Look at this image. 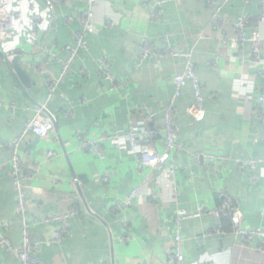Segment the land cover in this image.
Listing matches in <instances>:
<instances>
[{"label":"crops","instance_id":"1","mask_svg":"<svg viewBox=\"0 0 264 264\" xmlns=\"http://www.w3.org/2000/svg\"><path fill=\"white\" fill-rule=\"evenodd\" d=\"M155 1L98 0L87 48L77 53L71 72L48 103L47 79L59 75L68 56L66 46L75 45L74 37L81 31L78 16L89 11L88 0H67L54 9L53 0H10L8 10L20 16L13 21V39L0 41V145L12 142L25 122L38 115L37 109L46 106L41 117L55 119L54 135L43 139L30 136L23 148V172L34 173L26 181L28 218L43 220L65 214L73 206L80 213L70 221L72 236L60 243L51 240L53 227L39 225L32 230V240L43 243L37 253L39 264L164 261L172 249L177 212L214 210L226 199L239 210L243 228L264 227V123L255 113L256 102L245 99L238 87V81L246 78L244 92L257 97L264 86V48L254 55L252 44L240 50L219 46L205 0L168 2L163 19L153 22L145 4L153 7ZM216 1L224 5L231 20L227 35L233 36L234 21L246 16L248 33L257 31L264 41L261 0ZM35 14L46 28L36 47L30 44ZM203 32L208 37L198 39ZM145 40L161 48L191 52L206 96V119L200 123L187 114L193 101L191 85L182 90L176 103L182 150L174 153L165 167V172L174 169L175 190L157 171L138 173L136 156L126 138L117 145H105L102 157L78 149L77 134L90 139L127 134L134 122L139 129L151 130L153 147L163 150V112L175 92L173 78L184 72L186 60H143ZM13 53L19 54L17 66L6 60ZM102 60L109 63L114 82L100 73ZM40 66L42 74L36 71ZM149 112H156L157 117L145 125L142 119ZM50 150L58 157L47 162ZM200 152L253 159L259 161V167L251 174L230 160L214 168L199 162ZM11 154L8 148L0 154V230L14 252L0 249V264H20L17 253L22 236ZM148 175L153 181L145 190L146 200L126 211L112 212V207ZM76 180L80 186L74 185ZM216 222L211 214L184 222L185 264H264L257 241L245 245L235 235L230 219L223 224L222 234L210 235Z\"/></svg>","mask_w":264,"mask_h":264},{"label":"built area","instance_id":"2","mask_svg":"<svg viewBox=\"0 0 264 264\" xmlns=\"http://www.w3.org/2000/svg\"><path fill=\"white\" fill-rule=\"evenodd\" d=\"M67 0H53L51 9H54L56 4L65 2ZM179 0H157L153 7H149V4H145V7L149 10V19L153 22H159L163 19V8L168 2ZM211 13H212V25L217 28L219 37V46L229 47L231 49L240 50L247 44H252L254 48V55L261 52L264 48V41L259 37L257 31L248 33L249 17L242 16L237 18L234 23V35H227V26L229 24L230 17L224 13V5L219 4L216 0H205ZM229 1V0H227ZM248 1V0H246ZM262 1V9L264 10V0ZM98 4V0H88L90 7L89 11L79 14L78 21L81 26V31L74 37V46H66L67 58L62 63V69L59 75L55 78H48L49 84V98L48 103L53 100L57 94V90L64 83L67 76L71 72L74 63L76 61L77 53L81 49L87 48V36L94 31V9ZM10 0H0V41L11 40L14 37L13 21L15 18H19V14L16 12H10L8 7ZM264 22V12L261 15ZM32 39L30 44L34 47L39 46L41 37L46 33V28L43 25L40 15L35 14L32 17ZM208 33L203 32L197 35L198 39H206ZM55 56V54H53ZM52 57V54H50ZM16 54H10L8 56L9 61H13ZM49 57V60H51ZM163 57H182L186 60V67L182 74H178L173 78L175 86V92L170 100L168 107L163 112L162 128L161 132L164 136V146L162 151H158L153 147V132L149 129H139L137 125L132 122L127 134L115 133V134H103L98 139H90L82 134H77V141L79 143V150L86 151L95 157H102L104 155V147L107 144L117 145L123 138H126L130 150L137 161V171L141 175H145L148 169L151 171H157L160 177L170 180L172 188L175 190L174 182V169L165 172V167L170 163L174 153L182 150L180 144L181 127L177 122V100L181 96L182 90L191 85L193 90V101L187 108L188 116L197 123L203 122L206 119V96L203 93V85L198 75L193 54L191 52H179L169 47L161 48L154 45L151 41L145 40L143 44V50L141 59L148 58H163ZM39 73H44L42 66L36 68ZM100 73L104 76L105 80L114 82L115 78L110 73V65L106 60L101 61ZM247 79L243 78L238 81V87L244 98L249 101H255V113L262 118L264 123V86L261 87L259 93L256 96L245 93ZM2 86L0 85V107L3 106L1 99ZM46 106H40L37 109L38 115L25 122L22 131L18 136L14 138L12 142L7 145H0V154L4 148H8L11 151V176L13 186L16 192V205L17 215L20 222V230L22 236L21 248L18 250L17 256L20 264H39L37 260V253L41 249L43 243L35 242L32 240V230L39 226L44 225L53 227L51 234V240L53 243H60L65 238L72 236L70 230V221L79 217V210L73 206L65 214H52L43 220L28 218V196L26 192V181L33 178L34 173L29 171L23 172V148L28 142L30 136H35L39 139L49 138L54 135L56 126L52 118H43L41 114L46 112ZM157 117L156 112H149L144 115L142 121L145 125L154 121ZM56 140V138H54ZM58 157L56 151L50 150L47 153L46 160L51 162ZM197 158L200 163L211 164L216 168V165L220 162L232 160L242 170H247L251 174L255 173L259 167V161L253 159H233L226 156H217L208 154L206 152H200L197 154ZM159 177V178H160ZM253 177V176H252ZM108 182L109 178L103 179ZM153 181L152 176L148 175L144 177L141 184L136 186L129 196L120 200L118 204L114 205L111 209L115 211H126L132 208L136 202H142L146 188ZM74 185L80 186V181L76 180ZM37 190V189H36ZM39 191V190H37ZM230 212L231 221L233 224L234 232L236 236H239L245 245L252 244L255 241L259 244V252L264 255V227L245 229L242 227V216L239 210L233 205L230 200L222 202L221 206L214 210L199 209L197 212H189L187 210H179L173 217L176 225L174 241L172 243L171 252L168 254L166 260L159 261L154 264H185V251H184V236L182 234L183 224L189 219L199 218L203 214H211L217 220L216 225L210 231L212 234H222L224 232L223 227V214ZM57 227V228H56ZM128 238L124 239L126 241ZM0 249H6L10 252H14V247L11 242L2 234L0 230ZM142 264V263H138Z\"/></svg>","mask_w":264,"mask_h":264},{"label":"water","instance_id":"3","mask_svg":"<svg viewBox=\"0 0 264 264\" xmlns=\"http://www.w3.org/2000/svg\"><path fill=\"white\" fill-rule=\"evenodd\" d=\"M18 60H19V54H16L15 59L12 61L13 64H15V66H17ZM17 70L19 71L18 68H17ZM19 74H20V76H22L23 80L26 78L25 75L21 72V70L19 71ZM52 119H53L54 124H55V126H56V121H55V119H54V118H52Z\"/></svg>","mask_w":264,"mask_h":264},{"label":"trees","instance_id":"4","mask_svg":"<svg viewBox=\"0 0 264 264\" xmlns=\"http://www.w3.org/2000/svg\"><path fill=\"white\" fill-rule=\"evenodd\" d=\"M228 219L231 220V214H230V212H226V213L223 214V218H222L223 223L226 224V222L228 221Z\"/></svg>","mask_w":264,"mask_h":264}]
</instances>
